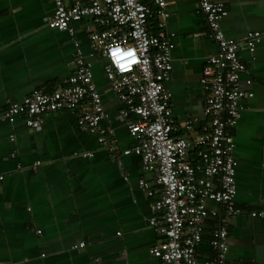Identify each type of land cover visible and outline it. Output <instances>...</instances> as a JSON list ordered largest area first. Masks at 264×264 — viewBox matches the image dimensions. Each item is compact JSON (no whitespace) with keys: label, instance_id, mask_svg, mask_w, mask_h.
Masks as SVG:
<instances>
[{"label":"crops","instance_id":"obj_1","mask_svg":"<svg viewBox=\"0 0 264 264\" xmlns=\"http://www.w3.org/2000/svg\"><path fill=\"white\" fill-rule=\"evenodd\" d=\"M211 1L228 11L220 22L228 39L240 42L250 31L264 33V0ZM195 9V0H168L166 7L165 31L173 44L166 88L177 123L193 122L181 133L186 137L206 123L199 81L206 60L217 53ZM52 13L47 0H0V264H161L149 253L162 240L149 225L151 199L138 185L142 176L152 178L142 175L139 157L122 155L135 141L118 115L121 106L99 58L89 61L116 141L115 158L97 136L79 129L75 112L49 114L40 129L27 128L22 118L2 119L7 101L55 90L72 74L75 41L89 53L91 23L80 22L70 38L48 27ZM240 58L246 66L241 88L253 95L242 100L238 123L230 130L237 163L235 205L243 214L205 222L199 264L214 257L210 229L224 224L226 264H264V218L249 215L264 210V36L253 53L243 46ZM79 243L84 247L74 249Z\"/></svg>","mask_w":264,"mask_h":264},{"label":"built area","instance_id":"obj_2","mask_svg":"<svg viewBox=\"0 0 264 264\" xmlns=\"http://www.w3.org/2000/svg\"><path fill=\"white\" fill-rule=\"evenodd\" d=\"M53 6L50 29L70 38L87 20L89 53L74 42L75 69L52 91L38 90L20 102L7 101L2 119L22 118L29 129H40L44 117L62 110L75 112L80 130L97 136L115 158L119 154L101 95L94 83L92 60L103 62L104 77L117 98L119 117L135 141L122 155L141 162L139 188L151 199L149 225L162 240L149 250L161 264H199L197 251L209 219L229 220L243 214L235 205L236 160L230 134L243 109L242 100L253 95L241 88L246 66L240 58L245 46L254 52L263 32L250 31L240 42L228 39L220 27L228 11L223 3L195 0L217 53L206 60L200 86L204 92L206 123L194 136H182L193 125L177 123L166 88L172 72V35L165 31L168 0H47ZM155 23H154V22ZM154 23L153 28L150 27ZM248 84L251 82L248 81ZM84 156H91L90 153ZM40 165L36 162L35 168ZM218 206L209 210L207 204ZM264 218V210L249 213ZM209 247L214 253L203 264H226L228 231L212 227ZM84 243L73 248H83Z\"/></svg>","mask_w":264,"mask_h":264}]
</instances>
